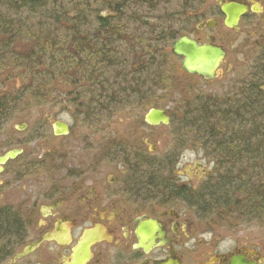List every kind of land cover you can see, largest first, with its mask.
I'll return each mask as SVG.
<instances>
[{
    "label": "flooded vegetation",
    "instance_id": "obj_1",
    "mask_svg": "<svg viewBox=\"0 0 264 264\" xmlns=\"http://www.w3.org/2000/svg\"><path fill=\"white\" fill-rule=\"evenodd\" d=\"M187 2L184 0L185 5ZM201 5L183 11L181 8L171 15V19L181 23L169 52L183 36L198 44L220 47L225 55L216 79L219 73L227 78L232 68L237 71L245 61V70L244 64L234 73L233 85L224 87L220 97L195 96L217 99L222 108L232 103L234 115H241L246 104L257 105L259 113L264 114V104L259 101H264V0H202ZM229 6L232 13L241 9L235 27L225 25L223 10ZM226 32L234 35L228 36ZM232 45L240 49V53L233 49L238 57L234 64L228 62ZM245 49L254 57L243 56ZM178 68L184 80L193 77ZM199 79L205 83L213 81ZM158 97L156 91L151 100ZM77 110L80 113L76 120L84 124L76 123V129L87 131L83 141L79 139L80 131L72 133L73 128L67 124L64 135H55L52 123L57 120L50 116L45 120L47 125L33 126L31 130L27 125L21 126L11 136L9 150L20 153L8 162L13 163L6 185L11 202L0 207L25 214L26 230L20 243L0 257V264H264V224L259 229L245 230L242 227H250L251 221L216 219V223L204 219V213L216 218L217 211L225 213L224 209L234 207L227 205L223 209L206 194L205 188L214 185V168L208 170L203 162L214 165L217 161L208 155L194 161L184 156L183 149L187 142H192V135L186 126H171L173 116L181 118L186 114L184 110L175 106L167 113L170 124L164 128L173 129V149L160 159L147 156L157 165L149 173L134 164L143 158H133L135 161L129 163L124 147L133 144L123 142L121 137L112 140L115 135L109 132L108 138L95 145L91 137L99 132L97 122L101 119L90 123L84 117L86 110ZM50 120L53 122L49 126ZM40 139L44 145L51 139L62 144L54 151L40 149V154L37 150L27 151L25 145ZM70 139L72 144L66 146ZM136 141V146L150 144L148 140ZM204 147L199 142L198 148ZM80 153L82 157H75ZM160 164L163 171L159 172ZM23 187L25 193L21 194ZM229 200L232 204L242 202L239 196ZM218 227L232 232L220 235L213 230Z\"/></svg>",
    "mask_w": 264,
    "mask_h": 264
},
{
    "label": "trees",
    "instance_id": "obj_2",
    "mask_svg": "<svg viewBox=\"0 0 264 264\" xmlns=\"http://www.w3.org/2000/svg\"><path fill=\"white\" fill-rule=\"evenodd\" d=\"M188 1L0 0V131L24 98L37 107L67 103L85 109L92 123L126 109L158 107L151 96L166 92L179 98L176 109L186 113L171 123L186 126L217 161L206 194L240 213L264 214V114L246 104L234 115L232 103L222 108L217 99L203 100L180 87L185 77L169 46L181 20L170 17L202 4ZM140 123L145 127L142 116ZM137 145L124 147V156L129 163L143 158L134 164L153 172L157 165ZM236 196L241 204L230 203ZM25 223V214L0 207V257L20 243Z\"/></svg>",
    "mask_w": 264,
    "mask_h": 264
},
{
    "label": "rangeland",
    "instance_id": "obj_3",
    "mask_svg": "<svg viewBox=\"0 0 264 264\" xmlns=\"http://www.w3.org/2000/svg\"><path fill=\"white\" fill-rule=\"evenodd\" d=\"M215 1V0H212ZM193 27V26H192ZM191 27V28H192ZM217 32V29L214 30ZM228 36L234 35V33L226 32ZM236 34H239V32H236ZM247 47V45H246ZM233 45L229 47L230 55L228 62L230 64H234V60L238 57L234 56L233 53ZM242 52L243 56H249L254 57L252 52ZM234 52L240 53L239 48H235ZM237 61V59H236ZM245 64L244 62H241L238 65V70L235 71L233 68L231 69V72L227 74V78H222L221 74L219 73V77L216 80H213L210 83H205L204 81L200 80L199 78H186L184 81H182V84H180V87L182 89H186L187 87L190 88V93L194 95H201V96H215L220 97L222 89L228 88L229 85H233L232 77L234 73L238 72L241 67ZM178 65V64H177ZM247 64L244 65L243 69L245 70V67ZM237 67V66H235ZM227 79V80H225ZM235 79V78H234ZM63 87L64 90L70 91L69 87H66V85ZM59 91H61L59 86ZM228 91V90H227ZM70 93V92H69ZM68 93V94H69ZM28 95V94H27ZM189 99V98H188ZM153 104H157L160 107L167 108L169 110H173L175 106L177 107L179 105V98L174 95H170L166 92L159 93L158 100L151 101ZM78 108V107H77ZM75 107H70L67 103H61L60 105H50L47 106H41L37 107L35 103L32 101H29L27 98H24L20 101V104L16 106L15 111L13 115L9 118V121L7 122L6 126L3 128V130L0 131V155H2L5 151L10 149L11 142L10 138L11 136H14V131L16 127H21L22 124H25L28 126V130L32 126H38L47 125L45 120L47 116H50L51 119L63 122L70 127H72V133H78V130L80 131V137L79 139H83L85 137V134L87 131L85 129H76V123L77 124H84L79 122V120H76L78 118V115L80 113L79 110H77ZM145 111L143 113L139 112V110L131 109L125 110L117 113L114 116H103L97 125H99L98 129L99 132L95 134V137H91V140L94 141L95 145L97 144L98 140H103L104 137L108 138L107 134L111 132L115 135V139L119 136L121 137V140H125L128 143H132L133 145L136 144V140L141 139L143 141L148 140L150 144L148 146H144V151L148 154L150 157H156V158H162L167 152H171V149H173L172 145L173 139H172V127L174 124L171 123V126L169 128L164 127H155V128H146L143 127L140 123V117L143 116ZM77 121V122H76ZM53 121L50 120L48 125L50 126ZM79 124V125H80ZM86 131V132H85ZM74 133V134H75ZM112 136V135H111ZM192 142H187L186 147L183 149V154L186 158H190L192 161L196 159H201L206 155H209V152L206 150H203L202 148H198L199 142L194 140L192 135ZM42 139L37 140L35 143H31L30 145H25L27 151H35L37 150V154H40V149L42 151H54L57 146L61 145L62 142L59 140L51 139L50 142L47 140V144H42ZM83 141V140H82ZM72 140H68L66 142V146L68 144H72ZM151 148V149H150ZM80 150H82V147H79ZM152 150L153 152H150ZM63 151V149H61ZM27 153V152H26ZM32 154V152H29V155ZM83 154L80 153L79 156L75 157H82ZM12 164L13 163H7L4 166L3 173L0 174V194H3V198L0 199V205L5 204L10 201L9 197V186L7 185V182H9V174L12 170ZM203 166L206 167L208 170H213L214 165L212 163H207L205 160L203 162ZM214 171V170H213ZM105 172V171H104ZM103 172V173H104ZM188 173V172H187ZM195 177V176H194ZM35 181L38 182L37 179ZM264 182V178H261L259 180V183ZM28 186V184H26ZM32 185V184H31ZM19 185H17V188ZM26 187V186H25ZM25 187L21 188V194L25 193ZM235 199V198H234ZM11 202V201H10ZM223 205V204H221ZM222 208L224 206H221ZM224 209V208H223ZM234 209H224L221 213L220 211H217L214 216L211 215V213H204L203 217L204 219L209 218L208 222H216L218 223L216 219H226V221H251L253 224H250V227L243 226V229H259L264 224V214L260 215H248L245 212H238L237 209H235L237 212L233 211ZM208 211V209L206 210ZM233 211V212H230ZM233 213V214H230ZM250 213V212H249ZM239 214V215H238ZM247 216V217H246ZM222 223H229V222H222ZM216 232H218L220 235H230L232 230H228L225 227H218L213 229Z\"/></svg>",
    "mask_w": 264,
    "mask_h": 264
},
{
    "label": "water",
    "instance_id": "obj_4",
    "mask_svg": "<svg viewBox=\"0 0 264 264\" xmlns=\"http://www.w3.org/2000/svg\"><path fill=\"white\" fill-rule=\"evenodd\" d=\"M223 12L226 16L225 25L227 27H235L241 9L232 13L231 6H229ZM171 53L175 57L182 58L180 68L184 73L202 77L207 81L216 78L217 69L225 55L220 47L211 44H198L187 36L180 37L172 44ZM144 123L150 127L167 126L169 118L165 111L153 108L149 109L144 115ZM53 130L55 135H64L67 132V126L63 123L54 122ZM19 153V150H9L1 155L0 171L3 165L15 159Z\"/></svg>",
    "mask_w": 264,
    "mask_h": 264
}]
</instances>
